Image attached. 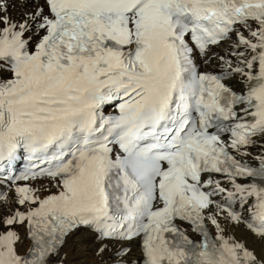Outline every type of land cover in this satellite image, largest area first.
I'll return each instance as SVG.
<instances>
[{
	"label": "snow or ice",
	"instance_id": "1",
	"mask_svg": "<svg viewBox=\"0 0 264 264\" xmlns=\"http://www.w3.org/2000/svg\"><path fill=\"white\" fill-rule=\"evenodd\" d=\"M77 250L264 264V0H0V264Z\"/></svg>",
	"mask_w": 264,
	"mask_h": 264
},
{
	"label": "bare ground",
	"instance_id": "2",
	"mask_svg": "<svg viewBox=\"0 0 264 264\" xmlns=\"http://www.w3.org/2000/svg\"><path fill=\"white\" fill-rule=\"evenodd\" d=\"M81 258L80 251L77 250L74 254L72 252H69L67 259L72 264L73 261H77Z\"/></svg>",
	"mask_w": 264,
	"mask_h": 264
}]
</instances>
